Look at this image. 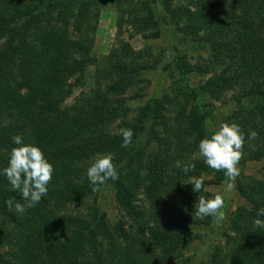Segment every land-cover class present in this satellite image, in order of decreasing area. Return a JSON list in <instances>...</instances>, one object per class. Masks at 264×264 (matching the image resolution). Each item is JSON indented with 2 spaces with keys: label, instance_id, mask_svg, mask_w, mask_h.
<instances>
[{
  "label": "trees",
  "instance_id": "16d2710c",
  "mask_svg": "<svg viewBox=\"0 0 264 264\" xmlns=\"http://www.w3.org/2000/svg\"><path fill=\"white\" fill-rule=\"evenodd\" d=\"M106 2L118 12V35L126 25L129 38L154 40L169 24L182 42L206 45L207 57L190 61L176 52L180 84L130 108L145 97L141 75L161 56L125 42L94 56ZM90 69L91 86L65 105ZM227 96L233 109L219 121L210 102ZM233 122L245 133L239 165L264 160V0H0V264H186L182 248L214 218H196L199 197L210 198L204 189L194 193L189 179L203 177L204 188L228 182L206 166L198 145L210 128ZM121 128L133 130L128 148ZM251 131L255 140L247 138ZM17 135L55 169L47 196L22 214L5 205L26 201L2 174ZM106 153L119 173L102 185L114 191L120 214L111 223L86 175ZM177 161L194 171L185 174ZM235 189L245 204L230 213L207 264H264V229L253 225L264 208V182L240 175Z\"/></svg>",
  "mask_w": 264,
  "mask_h": 264
},
{
  "label": "rangeland",
  "instance_id": "374dc122",
  "mask_svg": "<svg viewBox=\"0 0 264 264\" xmlns=\"http://www.w3.org/2000/svg\"><path fill=\"white\" fill-rule=\"evenodd\" d=\"M141 2L142 0H135L136 4ZM173 2L184 3L185 0H173ZM156 13L157 15L163 14V10L157 8ZM118 18V12L112 3L106 2L101 6L92 44L94 56L101 58L120 42L127 43L135 52L148 46L151 48L152 55L161 56L160 62L155 69L145 71L141 75L147 81L145 97L143 100L130 102V108L132 109L141 105L151 96L159 97L162 94H171V90L180 84L178 76L172 71L173 64L171 61L175 57L176 52L185 55L190 61H195L198 57L205 58L208 55L206 45L196 42H182L178 33L173 31L169 24L160 25V35L154 40L144 41L139 35L129 38L130 29L126 25H121L120 35H118V28L116 26ZM165 66L166 68H164ZM91 73V69L87 70L84 86L74 90L72 95L64 102L65 105H70L77 94L88 90L91 86ZM191 81L193 85H197L199 78H192ZM228 97L221 101L210 102L213 109L212 115L219 121L221 117L229 114L233 109V105L228 100ZM238 167L240 168V175L264 182V160L246 162L238 165ZM205 178L208 179L209 177ZM226 185L227 182L222 181L218 185H210L204 188L205 193L208 194L210 199L214 198L217 194L224 196L225 206L223 212L225 218L223 220L213 218L210 227H201L195 230L200 235L199 240H195L187 247L182 248V258L186 259V264H207L212 246L222 243V232H224L227 226L230 213L237 207L245 204L244 200L238 195L235 185L231 191H226ZM95 203L110 223L120 218L119 211L115 206L114 191L109 186L100 187L99 191H97Z\"/></svg>",
  "mask_w": 264,
  "mask_h": 264
},
{
  "label": "clouds",
  "instance_id": "9594fccd",
  "mask_svg": "<svg viewBox=\"0 0 264 264\" xmlns=\"http://www.w3.org/2000/svg\"><path fill=\"white\" fill-rule=\"evenodd\" d=\"M211 125V121H207ZM210 137L200 140L198 145L199 156L203 158L206 166L216 172H223L227 178L226 191H231L235 185L236 179L240 175L239 162L244 155L245 133L236 123H221L218 129L212 130ZM119 134L123 138L121 147L128 148L132 144L133 130L130 128L119 129ZM257 133L251 131L248 139L255 140ZM13 143L18 147H13L9 156L8 166L2 170L11 187L19 191L26 203L16 202L14 198L5 201L9 211L13 207L17 213H24L28 208L38 205L43 197L48 194V185L51 183L54 174V167L45 157L44 152L38 146L25 144L22 137L17 135L13 137ZM115 157L111 153L98 155L94 162L87 168V179L93 185L92 191H99L100 186L107 181H117L119 173L114 163ZM177 168L187 174L194 171V164H182L177 161ZM146 173L142 172L141 175ZM189 184L192 185V191L199 193L204 189L203 177H191ZM225 206L224 196L217 194L214 198L206 199L199 197L195 203V216L198 219L214 217L217 220H223ZM264 208L257 211V218L253 220L256 228L264 229Z\"/></svg>",
  "mask_w": 264,
  "mask_h": 264
}]
</instances>
